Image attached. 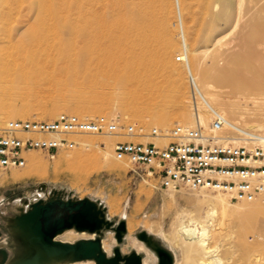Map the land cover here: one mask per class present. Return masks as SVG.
I'll return each instance as SVG.
<instances>
[{
  "label": "rangeland",
  "instance_id": "374dc122",
  "mask_svg": "<svg viewBox=\"0 0 264 264\" xmlns=\"http://www.w3.org/2000/svg\"><path fill=\"white\" fill-rule=\"evenodd\" d=\"M38 1L7 0L9 5L6 2L4 7L0 8V98L6 99L9 97L7 93L4 94L9 90L4 89L7 84L1 79L2 74L8 72L11 75L8 80H14L13 85L12 83L9 86L7 85L9 89L13 88L24 93L30 88L34 90L35 86L25 87L22 77H19L15 70L24 68V74L29 75L31 70L38 66L44 68L48 73L43 77L42 88L40 87L41 93L39 97L35 98L36 101L49 103L55 100L63 103V97L58 96L60 93H55L57 89L63 90L68 97L67 100H70L72 95H78V92L81 91L86 102L91 101L95 96L97 100L93 101L96 104L92 108L99 107L94 117L85 116V119L102 116L117 118L124 124H138L144 127L147 133L152 128L160 129L152 123L149 116H146L148 119H144L146 117L132 119V117L126 118L127 116H124L121 112H118L116 116H110L109 99L115 98L119 92L120 77L126 68L124 63L127 56L125 57L126 52L123 53L122 49H125L128 44V46L133 44L132 38L136 39L137 31L141 30V39H147L148 30H153L151 36L153 40L160 39L166 30L167 34L171 33L173 40L171 59L180 66V72L178 71L176 76L182 77L188 86L185 106L191 114H194L188 72L183 65L184 63L176 61L183 50L179 10L175 0H166V7H172L170 22L172 24H166V29L158 23L147 25L146 23H132V20H128L129 17L132 18L130 14L137 11L138 8L136 9V7L140 6V1L146 5L144 7H163L160 0H131L134 2V6L132 4V7H125V9L120 6L102 7V3L98 2L92 4V7H33V4ZM137 1L139 2L137 3ZM80 2L82 4L84 0ZM241 2V0H182L181 3L185 36L190 49L194 75L208 88V92L218 105L230 101L229 93L234 89V82L236 83L232 71L227 75H221L219 74L220 68L228 66L232 69L234 65H231V63L235 58L244 57L255 61L263 60L257 58V50L260 49L259 45L264 43V0H243ZM104 18H106V21L108 19V23ZM135 24L138 28L134 26ZM93 25L97 28L95 29ZM130 26L133 29L132 38H129L131 37ZM139 28L140 30H137ZM57 31H59L58 35H56ZM88 31L92 32L90 34L91 39L90 37L84 38V34H87ZM71 32L76 34L77 39L63 42L61 37ZM37 37L46 39L37 42L33 39ZM114 37L121 38L119 45L110 42ZM87 39L89 40L86 41ZM66 65H70L71 72L69 71L68 74L60 71ZM76 65L79 72L77 80L84 86L82 90L76 89L72 83L68 82V79L73 77V70H75ZM19 67L21 68L19 69ZM167 73L166 76L169 74ZM50 78L60 80L62 86L55 88L53 84L49 83ZM161 84L166 89V113L171 112L170 115H175L172 116L174 122L169 128L170 130L177 124L181 125L179 122L182 121V118L179 116V111L185 107L182 106V103H180L181 105L178 103L180 101L174 96L173 84L168 78ZM170 88L171 91H169ZM74 110L72 106L66 112L62 108L56 116L33 111L25 118L48 121L56 119L63 113L74 114ZM161 132L163 131L161 130ZM165 132L167 131L163 133ZM74 139L78 141L79 146L74 150L60 153L53 160L39 151L29 154L28 159L30 162L33 158H36L42 166L48 168L47 175L41 172L40 175L35 176L32 174L34 176L15 182L13 174H22L24 171L32 170V162L29 161L27 167L23 170L0 171V200L4 206L0 205V242L8 237L9 246L12 249L16 248L7 227L9 219L19 214L18 211L13 210V203L20 199L29 204L31 197L38 191L43 192L45 196L47 195L44 202L50 200L51 190L63 191L62 193H69L70 196L72 194L75 200H84L93 195L106 198L110 207L108 215L112 221L118 222L123 213L127 215L128 230L130 232L121 244L124 255L135 252L132 245L137 239L136 233L138 231L145 232L146 229H152L155 234H171L173 236L180 214L183 217L205 216L208 208L206 205L201 206L199 204V197L202 193L209 194L212 197L221 194L210 191L193 192L188 189H180L175 192L164 190L159 187L156 179L146 176L147 168L145 166H132L119 162L114 157L109 166H112L115 162L118 167L108 171L103 168L102 155L98 146L102 142H108L112 144L114 150V146L120 138L90 135L74 137ZM144 141L154 140L147 138ZM160 142L164 143L163 141ZM84 145H90V147L86 149ZM42 188L46 189L42 191ZM232 202L235 204L236 207L234 206V208L236 209L228 213L229 215L227 214L225 218L228 224L225 223L226 227L221 232V243L218 242L220 246L219 256L225 264L234 262L237 264H251L250 260L252 259H250V256H245L243 248L240 246L243 239L246 238L249 239V246L253 247V255H260L264 259V201L257 200L252 203ZM257 207H260V209H257ZM253 209H256L257 213L253 219L248 220L250 230L246 232L242 227L244 226L242 219L248 211ZM67 234L61 235L58 240L75 243L90 239V236L81 238L80 236ZM110 235L112 234L105 235L106 244L109 247L113 246V239ZM174 249L177 254V263L186 264L183 247L174 242ZM10 255L8 249L0 247V264H7L11 259ZM92 263L94 264V262ZM148 264H155L154 258L149 259Z\"/></svg>",
  "mask_w": 264,
  "mask_h": 264
},
{
  "label": "bare ground",
  "instance_id": "6f19581e",
  "mask_svg": "<svg viewBox=\"0 0 264 264\" xmlns=\"http://www.w3.org/2000/svg\"><path fill=\"white\" fill-rule=\"evenodd\" d=\"M80 1L81 0H39L37 3L33 4V7H92V4L98 2L102 3V7L120 6L125 9V7H132V4L134 3L131 0H84V3L81 4ZM160 1L163 7H144L146 5L143 4L142 1H137V3L139 2L140 6L136 7V9L138 8L137 11L134 14L131 13L130 16H132V18L129 17L128 20H132V23H146L147 25L158 23L166 29V24H172L170 23L172 7H166V0ZM241 1L243 2V0ZM6 2L7 0H0V8L4 7ZM8 2L7 4L9 5ZM175 3L179 10V25L182 38V50H186V53L188 55V64L183 65L188 72V77L190 73L194 78L195 84L201 92V95L203 96V99L205 101L204 102L200 99L197 101V106L199 108L198 115L195 113L191 114L185 106L188 95V86L186 82L182 79V77L176 76V73L179 71L180 66L173 62L171 59V45L173 44L171 33L169 32L168 35L165 30V32L161 35L160 39L157 38L152 40L151 36L153 34V30H148V38L141 39V30L139 28L137 30L140 31H137L135 37L136 39H133V29L131 28L132 26H130L131 30L129 32L131 33V37L129 38H132L133 44L130 43L132 44L131 46H128V44L125 49H122L123 53L124 51L126 52L125 57L127 56V60L125 61V63L123 62L126 68L124 69L120 77L121 86L119 92L117 93L115 98L109 99L111 106L110 116H116L118 112H121L124 116H127L126 118L132 117V119H143L144 117L149 116L151 117L153 124L157 125L163 132H168L169 128L174 122L173 117L175 116L170 115L171 112L166 113V89L161 83L168 78L173 84V92L175 94L174 96H176V98H178V100L180 101L178 103H182V106L185 107L183 108V110L179 111V116H181L182 118V121L179 122V124H181L182 126L195 127L196 123H199L205 128H208L210 125L211 116L206 110L207 104L216 111L220 112L232 124L240 128L241 133H247L249 135H254L264 139V43H261L259 45L260 49L257 50V58L263 60L255 61L254 59H248L244 57L235 58L231 63V65H234L232 69L228 66L220 68L219 74L221 75H227L232 71V73L235 75L236 83L234 82V89H231L232 91L229 93L230 101H226L223 102L222 105H218L216 104L215 99L212 97V95L208 92V88L205 87V85H203V83L200 82V80L194 75V69L191 66L190 49L185 36L184 19L181 7L182 0H175ZM106 18H104L105 21ZM106 22L108 23V19ZM134 26H136V24ZM96 28L97 27H95V29ZM85 30L87 29L85 28ZM58 32L59 31H57L56 35H58ZM89 32L90 31H88L87 34H84V38L90 37L91 39L92 36H90V34L92 32ZM56 37L58 38V36ZM33 39L37 42H40L44 41L46 38L37 37ZM74 39L77 38L76 34L73 32L67 33L66 35H63L61 37V40H63V42L74 41ZM88 40L89 39H87L86 41ZM120 40L121 38L114 37V39L110 40V42L113 44H120ZM75 42L77 41L75 40ZM20 68L21 67H19V69ZM74 69L75 70H73V77L68 79V82L72 83L76 89L82 90L84 86L80 84L77 80L79 74L78 66L76 65ZM24 70V68H21L20 70L16 69L15 73L18 74L19 77H22V81L25 84V87H30V85L35 86L34 90H32L31 88L29 90L26 89L27 92L24 91V93H21L20 91L18 92L13 88L9 89V84L12 83L13 85L14 80H8V77L11 76L8 72L2 74L1 79L8 85H6L4 89L6 88L7 90H9V92H4V94L7 93L9 97L6 99L3 97L0 98V124H3L8 120H14L15 118L24 119L25 117H28L30 114H32L33 111L46 115L50 114L51 116H56L62 108L64 109V112H66L72 106L75 109L73 113L78 115L80 118H84L85 116L94 117L96 112L99 110V107H96L94 109L92 108V106L96 104V102L93 101H96L97 98L93 95L94 97L91 99V101L86 102L85 97L81 91L78 92V95H72L71 99L67 100L68 97L64 94L63 90L57 89L59 92L56 90L55 93H60L58 96L61 98L63 97V103L59 101L57 102L55 100H52L49 103L36 101L35 98L39 97V94L41 93L40 87L42 86L41 82L44 79L43 77L48 72L44 70V68L42 69L38 66L32 69L29 75L24 74ZM60 71H63L66 74L70 73V65H66V67L61 68ZM166 73L168 74L167 76ZM49 81V83L53 84L55 88H60L62 86L60 80L50 78ZM54 87L52 88L54 89ZM171 88L169 91H171ZM144 119H148V117ZM232 136L228 137H230L231 139H238L234 135ZM163 142L165 143V141ZM84 147L88 149L90 145H84ZM98 149L101 151L103 168L107 169L108 171H112L113 168L118 167V164L115 162H113L112 166H109V163L113 161L114 157L111 143L102 142V144L98 146ZM31 162L32 170L24 171L22 174L12 173L15 182L24 178H30L34 175H40L41 172L46 175L48 174V168L42 166L40 161L36 160V158H33ZM43 189L46 188H42V191ZM62 192L63 191L51 190L49 199L61 198L64 200L65 198V201L75 200V198L72 197V194L70 196L69 193L64 194ZM62 195H64L65 197ZM46 196L43 192L38 191L33 197H31V199L29 200V204L24 203L20 199L16 200L13 203V210L16 212L18 211L19 214L14 218L9 219V221L7 222V227L10 230L16 248L12 249L9 246L8 237H5L0 242V247H5L9 250L11 254V259L7 264H93L92 262L96 264L95 260L78 261L74 258L71 252H65L58 248L46 249L39 246V244L35 245L32 235L22 224L19 217L28 213L32 205L43 202ZM199 198V204L201 206L206 205L208 208L205 216L183 217L180 214L179 220L177 222V227L173 236L171 234H155L153 233L152 229H146L145 232L138 231L136 233L137 239H135L134 244L132 246L135 249V253L141 258L142 264H148L149 259L153 258L155 264H160L161 254H164L165 258L169 259L170 264H178L177 254L174 249V242L183 247V251L186 257V264H225L224 260L219 256L220 246L218 245V242H220L222 230L226 227L225 223H227V221L225 220V218L228 213H231L234 209H236L234 208L235 204L231 201V198L228 195L222 193L215 197H212L209 194L206 195L202 193ZM86 199H89L91 202H94L98 206V209L103 212L106 222H113L114 226L111 229H107L105 225L100 232L94 233H90L88 231L79 232L75 229H69L64 231L62 234L58 235L55 238V241L58 243H63L65 245H74L78 241L75 243H69L60 241L58 240V238L65 233H68L67 235L73 234L74 236H80L81 238L90 236V239H84L80 241L99 240L101 243L102 251L108 259L114 257L115 250L117 249L120 250L122 257L129 256L124 255L121 249V244L128 237V232H130L128 230L129 225L127 222V215L125 213L121 214L119 221L114 222L110 219L108 215V213H110V207L106 201V198H101L99 196L93 195L92 197H88ZM0 205L4 207L1 200ZM257 209H260V207H257ZM256 213V209H253L248 211V213L243 217L242 222L244 226L242 227L244 231L249 232L250 226L248 224V220L251 218L253 219ZM122 222H125L126 224V231L121 233L122 241L119 242L117 236V226ZM73 230H75L77 233ZM108 233L112 234L110 235L113 239V246L111 247L106 244L105 235ZM114 233L117 242L114 238ZM248 240L245 238L240 244V246L243 248L245 256H250V259H252H249L251 261V264H264V259H262L260 255H253V247L249 246ZM232 264L237 263L234 262Z\"/></svg>",
  "mask_w": 264,
  "mask_h": 264
},
{
  "label": "built area",
  "instance_id": "2783aa9c",
  "mask_svg": "<svg viewBox=\"0 0 264 264\" xmlns=\"http://www.w3.org/2000/svg\"><path fill=\"white\" fill-rule=\"evenodd\" d=\"M187 56L184 50L176 61L187 65ZM188 82L198 115L197 101L204 99L190 73ZM206 110L211 116L208 128L199 123L195 127L177 124L165 133L158 128L147 133L138 124L105 116L85 119L63 113L48 121L8 120L0 124V171L25 169L34 151L53 160L79 146L74 137L111 136L120 138L113 150L115 160L145 166L146 176L164 190L223 193L237 203L264 201V139L241 133L207 104ZM232 135L238 139L228 137ZM147 138L154 141H144Z\"/></svg>",
  "mask_w": 264,
  "mask_h": 264
},
{
  "label": "water",
  "instance_id": "95a60500",
  "mask_svg": "<svg viewBox=\"0 0 264 264\" xmlns=\"http://www.w3.org/2000/svg\"><path fill=\"white\" fill-rule=\"evenodd\" d=\"M19 219L32 235L35 245L71 252L78 261L95 260L96 264H142L141 258L135 252L122 257L119 249L115 250L114 257L108 259L99 240L78 241L74 245L55 241L58 235L69 229L94 233L100 232L105 225L107 229L114 226L113 222H106L103 212L89 199H50L32 205L28 213L21 215ZM125 231L126 224L122 222L117 226L119 242L122 241L121 233ZM160 264H170L164 254L160 255Z\"/></svg>",
  "mask_w": 264,
  "mask_h": 264
}]
</instances>
